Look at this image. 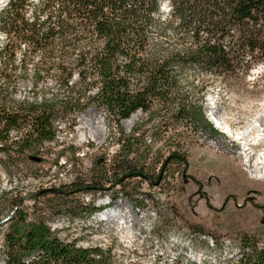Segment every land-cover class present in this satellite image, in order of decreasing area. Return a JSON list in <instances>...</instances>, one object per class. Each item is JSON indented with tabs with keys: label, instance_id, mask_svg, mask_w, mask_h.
Returning <instances> with one entry per match:
<instances>
[{
	"label": "trees",
	"instance_id": "obj_1",
	"mask_svg": "<svg viewBox=\"0 0 264 264\" xmlns=\"http://www.w3.org/2000/svg\"><path fill=\"white\" fill-rule=\"evenodd\" d=\"M27 5L10 0L0 10V31L7 35L0 45V164L8 170L19 155L41 154L45 143L56 140L59 123L72 129L91 107L120 132L121 150L109 169L102 165L89 179L76 177L37 192L54 194L49 202L54 213L88 217L110 207L116 196L82 207L69 199L75 192L132 178L158 180L141 140L169 118L217 133L202 112L204 95L193 99L209 83L184 82L187 70L232 75L264 61V0H168L165 12L161 0H42L31 16ZM20 45L25 52L16 57ZM19 78L30 85L21 99ZM137 111L144 119L124 133L120 122ZM152 121L154 129L142 130ZM66 150L75 154L70 145L56 153L52 165ZM170 161L186 159L171 153L162 164ZM4 245V264H112L109 250L66 242L43 216L24 210L11 215ZM241 248L231 264H264V247L245 238Z\"/></svg>",
	"mask_w": 264,
	"mask_h": 264
},
{
	"label": "rangeland",
	"instance_id": "obj_2",
	"mask_svg": "<svg viewBox=\"0 0 264 264\" xmlns=\"http://www.w3.org/2000/svg\"><path fill=\"white\" fill-rule=\"evenodd\" d=\"M27 1L31 16L42 0ZM9 2L0 0V10ZM161 7L167 11L168 0H161ZM6 41L0 31V45ZM19 49L16 57L25 52L23 45ZM183 79L209 83L206 92L195 91L193 99L204 95L202 112L217 133L171 118L161 122L155 134L147 131L141 143L158 180L132 178L120 186L113 181L69 198L84 207L92 201L106 204L114 194L116 199L103 212L88 217L54 213L49 205L54 194H37L76 177L89 179L99 166L111 167L121 150L120 132L97 108L79 114L72 129L59 123L56 140L45 143L41 154L19 155L8 170L0 164V264L5 259L4 234L16 210L43 216L66 242L109 250L112 264H231L245 238L264 247V178H257L264 171V61H252L232 75L199 76L190 69ZM16 86L17 98L29 93L26 80L19 78ZM144 117L137 111L121 121L120 128L128 133ZM153 121L142 130L155 126ZM70 145L75 154L66 150L52 165L56 153ZM171 153L183 155L187 165L162 164ZM36 156L40 160L30 158ZM129 197L136 200L132 203Z\"/></svg>",
	"mask_w": 264,
	"mask_h": 264
},
{
	"label": "bare ground",
	"instance_id": "obj_3",
	"mask_svg": "<svg viewBox=\"0 0 264 264\" xmlns=\"http://www.w3.org/2000/svg\"><path fill=\"white\" fill-rule=\"evenodd\" d=\"M217 124H218V127H222V126H223V125L221 124L220 121H217ZM257 178H264V171H263V173L258 174ZM110 218H111V217H110ZM108 219H109V218H108Z\"/></svg>",
	"mask_w": 264,
	"mask_h": 264
},
{
	"label": "water",
	"instance_id": "obj_4",
	"mask_svg": "<svg viewBox=\"0 0 264 264\" xmlns=\"http://www.w3.org/2000/svg\"><path fill=\"white\" fill-rule=\"evenodd\" d=\"M187 165V161L185 162V166Z\"/></svg>",
	"mask_w": 264,
	"mask_h": 264
}]
</instances>
